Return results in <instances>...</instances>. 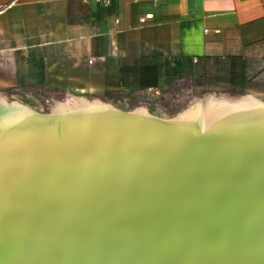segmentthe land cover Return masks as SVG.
I'll return each mask as SVG.
<instances>
[{"label":"bare ground","instance_id":"1","mask_svg":"<svg viewBox=\"0 0 264 264\" xmlns=\"http://www.w3.org/2000/svg\"><path fill=\"white\" fill-rule=\"evenodd\" d=\"M8 100L0 264H264V100Z\"/></svg>","mask_w":264,"mask_h":264},{"label":"crops","instance_id":"2","mask_svg":"<svg viewBox=\"0 0 264 264\" xmlns=\"http://www.w3.org/2000/svg\"><path fill=\"white\" fill-rule=\"evenodd\" d=\"M199 77L264 79V0H0V89L101 96Z\"/></svg>","mask_w":264,"mask_h":264},{"label":"rangeland","instance_id":"3","mask_svg":"<svg viewBox=\"0 0 264 264\" xmlns=\"http://www.w3.org/2000/svg\"><path fill=\"white\" fill-rule=\"evenodd\" d=\"M225 75V74H224ZM223 76V74H219ZM208 77L198 78L193 84L183 83L179 88H168L163 90H143L133 93L110 92L104 95L77 93V90H62L49 88H10L0 89L8 101L20 100L29 105L36 111L47 113L51 104L56 100H64L74 96L72 94L82 95L88 99L98 98L110 103H123L126 109L136 105H145L152 113L170 116L177 111L183 110L188 103L193 100L205 98V95L213 92L216 94H225L238 96L246 92H254L264 100V79L252 83L247 87L230 85L228 82H215V79ZM239 87V88H238ZM14 92L19 93L18 96Z\"/></svg>","mask_w":264,"mask_h":264},{"label":"built area","instance_id":"4","mask_svg":"<svg viewBox=\"0 0 264 264\" xmlns=\"http://www.w3.org/2000/svg\"><path fill=\"white\" fill-rule=\"evenodd\" d=\"M98 1V0H97ZM101 1L103 4H107L110 0H99ZM144 18H141V20H143Z\"/></svg>","mask_w":264,"mask_h":264}]
</instances>
